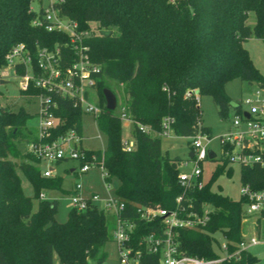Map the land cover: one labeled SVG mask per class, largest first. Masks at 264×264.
Returning <instances> with one entry per match:
<instances>
[{"label":"trees","instance_id":"16d2710c","mask_svg":"<svg viewBox=\"0 0 264 264\" xmlns=\"http://www.w3.org/2000/svg\"><path fill=\"white\" fill-rule=\"evenodd\" d=\"M32 1L0 0V67L6 65L5 55L13 45L23 42L33 51L36 43L53 45L59 37L33 25ZM62 12L83 27L92 21L100 29L88 43L92 59L101 65L96 86L102 107L98 127L106 144L103 149H83L82 162L103 165L105 181L117 180L115 193L126 202L122 215L136 224L131 245L142 249L143 264H159L161 251L148 252L144 238L150 234L164 237L166 225L161 216L143 219L137 211L140 205L180 209L181 216L202 215L208 207L209 219L204 225L174 229L178 250L200 258H217L220 255L213 244L215 234L220 233L228 251H236L246 239L247 200L243 195L236 200L211 188L214 176L224 170L229 159L223 157V163L202 187L182 186L179 162L163 153L158 132L163 119L170 116L178 135L211 136L210 128L203 124L196 92L210 95L220 117L226 119L235 107L226 91L227 83L237 78L264 83L244 44L253 36L264 39V0H65ZM102 29L111 30V34H102ZM16 70L25 72L20 66ZM106 78L123 85L121 107L133 121L132 151L123 146V122L117 108L109 111L106 107L104 88L114 92ZM188 91L192 93L187 95ZM39 92L31 83L20 95L29 98ZM56 102L55 114L64 123L49 137L39 138L38 130L33 134L27 127L26 108L14 109L4 103L0 90V264H104L107 259L105 245L113 238L115 217L91 203L84 210L73 207L68 219L59 221L58 200L42 194L45 189L63 190V178L56 173L45 176L42 160L21 149L24 143L50 140L71 128L82 132V109L67 97L59 96ZM66 161L60 159L55 164ZM21 172L33 186L34 197L25 194ZM241 178L243 184L264 190L263 166L241 165ZM34 199H38L36 207ZM239 255L216 264L258 261L249 248Z\"/></svg>","mask_w":264,"mask_h":264},{"label":"built area","instance_id":"2783aa9c","mask_svg":"<svg viewBox=\"0 0 264 264\" xmlns=\"http://www.w3.org/2000/svg\"><path fill=\"white\" fill-rule=\"evenodd\" d=\"M34 1H39L41 5L36 9L31 4V10L34 13L33 25L44 28L48 32H56L59 37L53 45L36 43L33 51L23 42L13 45L5 55L6 65L4 66L12 67L14 72L22 78L20 90H27L31 83L40 90L37 95L28 99H36L39 102L40 122L37 128L39 138H43L49 137L51 133L61 129L64 123V120L55 114L58 105L56 98L59 96L73 99L75 105H78L84 114L92 113L95 116L100 114L102 107L91 101L90 90L96 89L101 65L92 59L88 43L92 35L99 32L100 29L97 28L95 22L91 21L88 26L83 27L78 21L65 15L62 12V4L65 0H33L32 3ZM17 66L24 67L25 72L19 73L16 70ZM2 74L6 75L7 72L4 71ZM251 84H254L256 89L244 99L235 101L232 125L226 133L220 135V139L224 156L229 159L230 163L258 164L264 167V83L253 82ZM191 93L192 91H188L187 95ZM119 114L122 120L132 121L124 106L120 108ZM173 120L170 116L165 117L162 129L158 134L168 136L175 132L172 125ZM141 129L149 130V127L141 125ZM83 138L82 132L71 128L58 133L50 140L40 139L38 142H30L27 145L28 150L42 160L45 176L55 174L54 164L58 160H77L79 165L74 170L78 175L84 174L91 167L96 166L101 169L105 181L107 172L103 165L82 162L81 151L85 149L81 145ZM122 141L127 151L134 149V140L123 138ZM211 141L212 137L207 133L193 136L191 151L194 154L193 157H190L193 163L192 168L190 171L183 170V167L189 164L187 160L178 164L179 181L182 186H203L201 165L204 160L210 158L209 150L211 148L209 145ZM106 183L110 187L109 182ZM242 195L247 200L246 211L248 213L264 211V190H257L249 184H243ZM91 203L98 205L116 219L113 238L118 243L119 264H143L142 249H135L131 245L136 224L122 215L126 208V202L115 191L112 193L108 190V194L104 197L97 191L86 194L82 184L76 183L72 190L73 207L77 210H84ZM137 211L146 221H151L158 216L163 217V222L166 225L165 236L157 237L150 234L144 238L148 252L161 251L159 264H216L230 258L238 259L242 249H248L259 243L256 237L245 239L236 251L229 252L227 242H224L222 245L224 255L213 259L187 255L178 250L174 240V229L177 227L194 229L204 225L209 219V208L206 207L202 215L188 213L186 216L180 215L183 212L180 209L167 210L161 207L142 205L138 206Z\"/></svg>","mask_w":264,"mask_h":264},{"label":"rangeland","instance_id":"374dc122","mask_svg":"<svg viewBox=\"0 0 264 264\" xmlns=\"http://www.w3.org/2000/svg\"><path fill=\"white\" fill-rule=\"evenodd\" d=\"M32 5L38 9L40 7L39 1H34ZM245 47L248 49L250 57L258 68L261 75L264 76V39L251 37L245 41ZM7 72L6 75L2 74ZM3 79L6 82H0V90L2 91V100L4 103L11 104L14 109H18L24 106L29 112L27 118V127L35 134L38 130L40 117L38 114L39 102L36 99H28L20 95V84L22 78L14 72V69L10 66H3L0 68V80ZM105 82L114 88V93L117 96L119 107L116 109V113H120V108L123 99V85L115 80L109 78L105 79ZM256 89L254 84L248 81L241 80L239 78L230 81L226 85V91L233 101H240L247 95H250ZM91 101L94 104H101L100 94L97 89H91ZM196 95L200 97V105L202 109V120L205 126H208L211 130L212 141L209 145L215 153L216 157L207 158L202 162V180L204 182L209 181L213 174L217 171L218 167L223 163L224 150L221 143L220 135L226 133L232 125L233 110L229 112V116L226 119H222L218 112V106L214 102L210 95H201L200 92H196ZM246 108V105H245ZM123 122V138L132 139L133 122L128 120H122ZM82 134L84 136L81 145L85 148L103 149L106 144V137L100 131L98 127V116L92 113H86L82 117ZM162 151L168 154L170 157L175 158L178 162L189 161L187 166H182L183 170L190 171L193 166L190 160L189 152L192 150L193 137H186L178 135L172 132L171 135L161 136ZM22 151L28 150L27 144L21 145ZM78 161L71 160L60 164H54L56 175L63 178L61 189H45L43 190L44 198L58 200V211L56 218L64 222L68 219L70 210L73 208L72 204V190L76 183H80L83 186L84 192L89 194L91 191H97L101 196H106L108 190L114 193L118 184L117 180H113L107 186V183L102 177V172L99 167H91L90 170L84 174L78 175L76 171H69L70 168H78ZM231 166L232 170L229 169ZM44 167V164L42 165ZM21 182L25 194L34 197V188L31 185L28 178L21 172ZM242 178H241V165L239 163H229L225 166L224 170L217 173L213 180L211 188L213 191L227 195L233 199H240L242 196ZM109 189H108V188ZM38 199H34L35 207L37 206ZM208 208V207H207ZM245 206L244 215L245 233L246 239L256 237L259 243L252 245L249 249L258 257L256 264H264V216H260V213L253 212L248 213ZM246 211V212H245ZM258 216H260L258 220ZM215 241L213 249L221 256L224 255L222 245L226 242L222 234H215ZM107 252V259L104 264H119V249L118 243L115 238H111L105 245Z\"/></svg>","mask_w":264,"mask_h":264},{"label":"water","instance_id":"95a60500","mask_svg":"<svg viewBox=\"0 0 264 264\" xmlns=\"http://www.w3.org/2000/svg\"><path fill=\"white\" fill-rule=\"evenodd\" d=\"M101 33L104 35H110L111 34V30L108 29H102ZM1 83H5L6 81L1 79L0 80ZM104 96H105V100H106V107L109 111L115 110L117 108V96L116 94L110 89V88H104L103 90ZM235 106V103L233 104ZM247 116H249L248 113H246ZM193 151L189 152V156L193 157ZM209 156L210 158H214L216 156V153L210 149L209 150ZM72 170H74V168H72Z\"/></svg>","mask_w":264,"mask_h":264},{"label":"crops","instance_id":"0c3cea01","mask_svg":"<svg viewBox=\"0 0 264 264\" xmlns=\"http://www.w3.org/2000/svg\"><path fill=\"white\" fill-rule=\"evenodd\" d=\"M234 102H235V101H234ZM71 171H74V170H71ZM55 173H56V172H55ZM244 221H246V219H245ZM244 235H245V238H247V237H246V233H245V231H244Z\"/></svg>","mask_w":264,"mask_h":264}]
</instances>
